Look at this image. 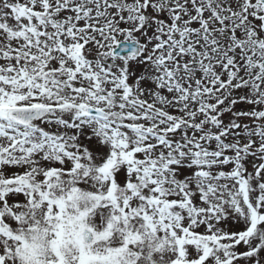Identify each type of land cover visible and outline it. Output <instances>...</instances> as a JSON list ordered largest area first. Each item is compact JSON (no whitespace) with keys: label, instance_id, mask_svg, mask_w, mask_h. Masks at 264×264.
<instances>
[{"label":"snow or ice","instance_id":"obj_1","mask_svg":"<svg viewBox=\"0 0 264 264\" xmlns=\"http://www.w3.org/2000/svg\"><path fill=\"white\" fill-rule=\"evenodd\" d=\"M0 264H264V0H0Z\"/></svg>","mask_w":264,"mask_h":264}]
</instances>
